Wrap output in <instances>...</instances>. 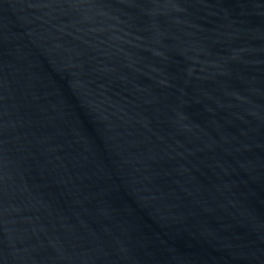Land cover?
Wrapping results in <instances>:
<instances>
[{
  "label": "water",
  "instance_id": "95a60500",
  "mask_svg": "<svg viewBox=\"0 0 264 264\" xmlns=\"http://www.w3.org/2000/svg\"><path fill=\"white\" fill-rule=\"evenodd\" d=\"M0 264H264V0H0Z\"/></svg>",
  "mask_w": 264,
  "mask_h": 264
}]
</instances>
